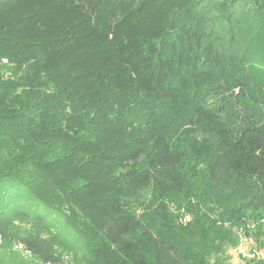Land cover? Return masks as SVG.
Listing matches in <instances>:
<instances>
[{
    "label": "trees",
    "instance_id": "1",
    "mask_svg": "<svg viewBox=\"0 0 264 264\" xmlns=\"http://www.w3.org/2000/svg\"><path fill=\"white\" fill-rule=\"evenodd\" d=\"M75 237L88 264L243 239L264 264V0H0V264Z\"/></svg>",
    "mask_w": 264,
    "mask_h": 264
},
{
    "label": "rangeland",
    "instance_id": "2",
    "mask_svg": "<svg viewBox=\"0 0 264 264\" xmlns=\"http://www.w3.org/2000/svg\"><path fill=\"white\" fill-rule=\"evenodd\" d=\"M207 199L208 200H206V201H208L209 203L213 202L210 197H208ZM230 199L231 198H229L228 200H230ZM228 200L225 199V205L224 206L220 207V205H218L219 207L217 208V206L215 205L214 206L215 208H213V209L218 210V211L220 209L221 212L222 211L224 212V210H226L227 207L229 206ZM169 208H171V212L173 214L177 215L179 221H182L183 223H187V221H190L191 216L185 212L184 206L181 207L180 205L177 206L176 204L172 203L169 206ZM227 215H229V213ZM242 222H244V220H242L241 214L238 216H232L231 222H228L227 227L228 228L232 227L231 229L234 232H237L240 234L245 229V226H247L248 229H254L256 226H258L257 220H247L246 225H245V223L243 224ZM66 243L67 244L63 247L64 250L61 248L59 250V251L63 252L64 262H65L64 264H88V261L84 257L85 252L87 250L86 245H84L83 242L81 240H79V238L75 237V239H72V240L67 239ZM0 245H1V238H0ZM251 245H252V242L250 240L243 239L241 245L239 246V248L236 251L232 250L228 253V256L230 257L229 258L230 263L231 264H243L244 263L243 260L246 259L245 257L249 258L248 249L251 248ZM0 249H1V247H0ZM15 251L20 252L22 257L24 258V260L26 262H28V264H43V263L39 262L36 258H33L29 254L23 252L21 247L16 248ZM0 253H1V250H0ZM6 260L10 261L11 259L9 260V256H7Z\"/></svg>",
    "mask_w": 264,
    "mask_h": 264
}]
</instances>
